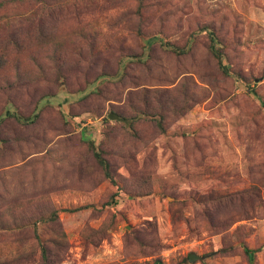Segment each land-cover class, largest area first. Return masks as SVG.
<instances>
[{"label":"rangeland","instance_id":"rangeland-1","mask_svg":"<svg viewBox=\"0 0 264 264\" xmlns=\"http://www.w3.org/2000/svg\"><path fill=\"white\" fill-rule=\"evenodd\" d=\"M155 261L264 264V0H0V264Z\"/></svg>","mask_w":264,"mask_h":264},{"label":"trees","instance_id":"trees-1","mask_svg":"<svg viewBox=\"0 0 264 264\" xmlns=\"http://www.w3.org/2000/svg\"><path fill=\"white\" fill-rule=\"evenodd\" d=\"M245 253L247 254L248 260L252 261L254 258V252L248 249H245ZM153 264H162L160 261H155Z\"/></svg>","mask_w":264,"mask_h":264}]
</instances>
